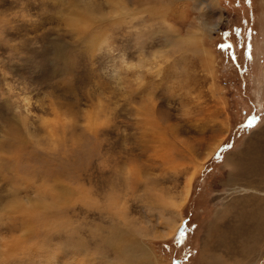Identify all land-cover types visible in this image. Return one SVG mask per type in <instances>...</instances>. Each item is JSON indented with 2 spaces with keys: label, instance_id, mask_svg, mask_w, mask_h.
Listing matches in <instances>:
<instances>
[{
  "label": "rangeland",
  "instance_id": "374dc122",
  "mask_svg": "<svg viewBox=\"0 0 264 264\" xmlns=\"http://www.w3.org/2000/svg\"><path fill=\"white\" fill-rule=\"evenodd\" d=\"M253 219L264 0H0V264H264Z\"/></svg>",
  "mask_w": 264,
  "mask_h": 264
},
{
  "label": "crops",
  "instance_id": "0c3cea01",
  "mask_svg": "<svg viewBox=\"0 0 264 264\" xmlns=\"http://www.w3.org/2000/svg\"><path fill=\"white\" fill-rule=\"evenodd\" d=\"M253 221H254V223L256 224L255 225V228H253V230L255 231V230H258V227L257 226H259V231L260 230H262V228L264 227L263 225H264V222L262 223V220L260 219V221L259 222H256L254 219H253ZM264 229V228H263ZM235 236V234H233V236H232V233H230V234H228V236H227V238H226V235L224 236V238H226L227 240H231L232 241V239H233V237ZM250 239H252V240H250V241H254V243L255 242H262L263 240L261 239V236H260V238L257 236H255V237H253V238H250ZM234 244H235V242H234ZM227 251H229L228 249H227ZM232 251V250H231ZM221 257L222 258H219V257H217V255H215V254H211L210 256L208 255V257H207V259L206 260H209L208 262H207V264H217L216 262H223L224 264H231V261H230V259L228 258H225V257H223V255H221ZM247 257H245L244 258V264H262L263 262H262V258L261 259H258V258H255V259H253L252 260V262H251V260H249V261H247V259H246ZM249 258H254V257H252L251 255L249 256ZM232 259V258H231ZM264 260V259H263ZM243 261V260H242ZM241 261V262H242Z\"/></svg>",
  "mask_w": 264,
  "mask_h": 264
},
{
  "label": "bare ground",
  "instance_id": "6f19581e",
  "mask_svg": "<svg viewBox=\"0 0 264 264\" xmlns=\"http://www.w3.org/2000/svg\"><path fill=\"white\" fill-rule=\"evenodd\" d=\"M136 232H137V231H136ZM125 235H126V234H125ZM121 237H122V239H123V235H121ZM128 237H130V236H128ZM128 237H127V239H128ZM127 239H126V240H127ZM126 240H125V241H126ZM126 251H127V250H126ZM129 251H130V250H129ZM126 253H127V252H126ZM128 255H130V254H128ZM130 257H131V255H130Z\"/></svg>",
  "mask_w": 264,
  "mask_h": 264
},
{
  "label": "snow or ice",
  "instance_id": "6c2138e0",
  "mask_svg": "<svg viewBox=\"0 0 264 264\" xmlns=\"http://www.w3.org/2000/svg\"><path fill=\"white\" fill-rule=\"evenodd\" d=\"M221 47H223V46H221Z\"/></svg>",
  "mask_w": 264,
  "mask_h": 264
}]
</instances>
